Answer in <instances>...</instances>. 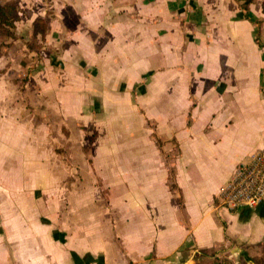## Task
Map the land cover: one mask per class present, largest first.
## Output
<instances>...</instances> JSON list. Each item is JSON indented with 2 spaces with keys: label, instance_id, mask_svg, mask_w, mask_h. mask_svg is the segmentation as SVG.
<instances>
[{
  "label": "crops",
  "instance_id": "1",
  "mask_svg": "<svg viewBox=\"0 0 264 264\" xmlns=\"http://www.w3.org/2000/svg\"><path fill=\"white\" fill-rule=\"evenodd\" d=\"M16 1L0 57V264L261 254L264 204L230 211L219 196L264 146V0Z\"/></svg>",
  "mask_w": 264,
  "mask_h": 264
},
{
  "label": "built area",
  "instance_id": "2",
  "mask_svg": "<svg viewBox=\"0 0 264 264\" xmlns=\"http://www.w3.org/2000/svg\"><path fill=\"white\" fill-rule=\"evenodd\" d=\"M219 200L221 206L230 211L264 204V146L235 168Z\"/></svg>",
  "mask_w": 264,
  "mask_h": 264
},
{
  "label": "trees",
  "instance_id": "3",
  "mask_svg": "<svg viewBox=\"0 0 264 264\" xmlns=\"http://www.w3.org/2000/svg\"><path fill=\"white\" fill-rule=\"evenodd\" d=\"M252 0H246V3ZM20 20V10L16 0H0V38H7L15 40L16 34V23ZM48 32V25L46 19L43 17L37 18L33 23V33L27 46L30 50L39 51L41 48V40L45 39ZM7 39H4L5 41ZM9 44L2 43L0 47V57L3 55V47L9 46ZM23 80H26L23 79ZM264 253V249L263 252ZM241 264H249L244 256H239ZM232 262V263H231ZM233 261H229L228 264H233ZM222 264V263H220Z\"/></svg>",
  "mask_w": 264,
  "mask_h": 264
},
{
  "label": "rangeland",
  "instance_id": "4",
  "mask_svg": "<svg viewBox=\"0 0 264 264\" xmlns=\"http://www.w3.org/2000/svg\"><path fill=\"white\" fill-rule=\"evenodd\" d=\"M4 39L7 38H0V47L2 43H5ZM9 40V39H7ZM6 46L2 49L5 50ZM26 74V73H25ZM26 75L22 74L21 78H25ZM257 253V252H256ZM235 256V255H234ZM249 257L246 258V261L250 264H264V253L256 254L253 253L252 255H248ZM192 259H194V264H228L229 261H233V264H241V260L239 259V256L234 257L233 259L230 258L229 252L222 251L219 252L218 250H211V251H202V253L196 254ZM250 260V262H249ZM232 263V262H231ZM190 264H193L191 262Z\"/></svg>",
  "mask_w": 264,
  "mask_h": 264
}]
</instances>
